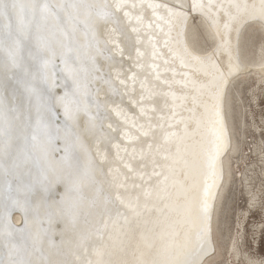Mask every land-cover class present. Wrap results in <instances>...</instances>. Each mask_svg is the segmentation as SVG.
Returning a JSON list of instances; mask_svg holds the SVG:
<instances>
[{
  "label": "bare ground",
  "instance_id": "1",
  "mask_svg": "<svg viewBox=\"0 0 264 264\" xmlns=\"http://www.w3.org/2000/svg\"><path fill=\"white\" fill-rule=\"evenodd\" d=\"M34 2L55 26L34 25L0 68V261L264 264L243 247L244 210L216 237L235 123L264 169V115L249 124L238 92L264 96V28L246 19L261 0H90L124 5L107 20L59 7L82 0Z\"/></svg>",
  "mask_w": 264,
  "mask_h": 264
},
{
  "label": "snow or ice",
  "instance_id": "2",
  "mask_svg": "<svg viewBox=\"0 0 264 264\" xmlns=\"http://www.w3.org/2000/svg\"><path fill=\"white\" fill-rule=\"evenodd\" d=\"M38 7L39 5H37L34 0H0V52L4 53L3 57H0V68H3L5 72H9L11 69L18 66V50L21 40L31 31L34 25L43 28L47 25L49 16H51L53 25L55 26L56 17L54 13L50 12L49 5L45 4L43 6L39 20L36 16ZM59 7H70L77 13L82 10L88 17L92 16L95 9L101 7L109 10L103 13V16L107 20L110 17H116L117 10L122 9L124 5L119 2L115 5H97L90 2V0H82L80 3L59 5ZM237 7H239V5H237ZM245 9H247V5H245ZM125 15H128V13H125ZM233 19L236 18L234 17ZM246 19L258 20L261 27L264 28V0H261L259 11L253 10L247 13ZM116 30L121 31L119 23ZM262 54H264V49H262ZM4 115V102L0 99V120L4 119ZM109 127H111V125H109ZM0 264H38V262L31 259L16 260L12 258V254L9 253V259L0 261ZM49 264H51V262H49Z\"/></svg>",
  "mask_w": 264,
  "mask_h": 264
},
{
  "label": "rangeland",
  "instance_id": "3",
  "mask_svg": "<svg viewBox=\"0 0 264 264\" xmlns=\"http://www.w3.org/2000/svg\"><path fill=\"white\" fill-rule=\"evenodd\" d=\"M252 83V81H249L248 83H241L239 85L238 88V92H239V98L241 99V102L246 106L245 107V111H247V115H246V119L248 121L249 124H252V120H251V114L253 113L254 118L258 119L260 117L257 116V114L260 115H264V96L262 95H258V97L256 98V102L257 105L255 104V102L253 101V99L251 98L252 96H250L249 93L246 92V87L250 86V84ZM241 86V87H240ZM262 96V98H261ZM240 101V100H239ZM259 124L262 126V128H264V124H261V122H259ZM235 127V133H236V137L238 138L239 135V140L238 142V152H236L235 155H232V159H231V168L232 170L230 171V180L228 183V186H226V192H224V197L221 200V206H220V210H219V220H218V233L216 235V237H221L223 234L226 233V229H228L229 227L235 228L236 224H237V217L238 214H240L243 210L245 212H247V215L245 217V221L243 223L244 226V233H243V241H244V248H246L249 252H252L253 254H256L258 256L264 257V218H262L263 216L258 215V214H254L251 213V207L248 206L247 200H248V194L246 192H244L245 188H242V180H244L242 178V176H240V174H242V168H246V170H244V174H250L251 177L254 176V178L256 179V177L259 178V175H257L256 172L257 170L255 169V167H253V163L255 161L254 158V154L252 152V150L247 149V147L245 146L246 152H244V150H241V145L239 142L242 143V133H241V129L240 127H238V125L235 123L234 125ZM251 126H249V130L247 128V132L246 134L249 136L247 139L250 140V135L252 133V130H250ZM252 129V128H251ZM264 136V133H263ZM238 156H242V158L240 159V157ZM238 158V159H237ZM234 160H236V166H232V164H234ZM238 160H242V162H244V164H242V162H238ZM234 168H238V170H240V174H238V178H236V172H238L237 170H234ZM252 168L254 170H252ZM250 169V170H249ZM260 171L258 170V173ZM262 178L260 179L262 181V189L264 191V169H262ZM238 184H240V186H238ZM261 200L262 203H264V193L261 196ZM249 207V208H248ZM221 216V217H220ZM222 218V219H221ZM260 222L263 226V230L260 231L259 234H257L256 237H252V228H251V224L253 222L257 223ZM220 226V227H219ZM232 234H236L234 229L232 230ZM218 244L220 243V238H218Z\"/></svg>",
  "mask_w": 264,
  "mask_h": 264
}]
</instances>
